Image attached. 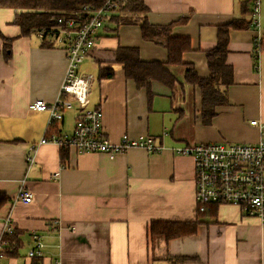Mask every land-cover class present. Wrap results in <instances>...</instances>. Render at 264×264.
<instances>
[{
    "label": "crops",
    "instance_id": "0c3cea01",
    "mask_svg": "<svg viewBox=\"0 0 264 264\" xmlns=\"http://www.w3.org/2000/svg\"><path fill=\"white\" fill-rule=\"evenodd\" d=\"M135 1L146 9L143 17L151 26L188 16L185 25L172 27L170 36L188 38L191 50L182 55L184 65L167 66L176 79L172 88L157 81H150L148 91L137 88L125 77L123 65L114 62L116 50L136 49L141 62L162 63L166 50L144 41L138 25L114 20L133 14L119 11L104 22L93 52L78 68L91 78L89 108L102 111L103 132L111 143L145 135L162 147L151 154L131 149L113 159L39 145L46 134H69L79 113L72 101L63 119L53 124L56 132L49 133L47 114L28 110L31 102L56 99L65 52L22 35L13 24L18 11L0 9V194L7 199L0 208V233L6 216L14 226L0 264H264V223L228 205L197 214L194 162L175 153L195 144L258 140L250 122H264V52L254 57L253 42L264 37V0L257 28L250 24L249 0ZM233 21L248 27L228 31L225 74L216 85L226 103L214 107V116L204 123L201 91L185 81L184 72L192 67L198 78L208 77L205 52L215 47L218 28ZM3 39L12 41L7 59ZM107 73L111 76H102ZM30 155L34 164L27 168ZM21 189L30 193L29 203L16 199ZM152 222L196 223V228L165 241L148 236ZM33 232L44 246L42 257L28 262Z\"/></svg>",
    "mask_w": 264,
    "mask_h": 264
},
{
    "label": "built area",
    "instance_id": "2783aa9c",
    "mask_svg": "<svg viewBox=\"0 0 264 264\" xmlns=\"http://www.w3.org/2000/svg\"><path fill=\"white\" fill-rule=\"evenodd\" d=\"M126 1L101 0L99 6L83 5L75 11L60 15L55 26L30 31L37 39L64 50L66 68L56 99L50 104L42 100L31 102L28 110L46 113L48 129L63 119L64 111L72 108V101L79 110L69 134H46L39 145L54 144L60 149H72L77 154H106L110 159L131 149H142L150 154L162 150L153 138L145 135L134 139L123 136L118 143H111L103 132L102 111L89 108L91 78L78 73L79 66L95 48L97 32L110 16L121 11ZM249 2L250 24L257 28L260 0ZM261 52L262 38L257 37L253 42L254 57ZM250 125L258 130L259 136L255 143L195 144L175 149L176 154L189 156L194 162V202L197 214L206 213L212 206L228 205L241 208L247 217L264 223V122L251 121ZM33 164L34 157L30 155L26 158V166L29 168ZM58 176L56 172L52 179L56 180ZM16 199L29 203L31 195L21 189ZM13 234L14 226L8 215L4 218L0 233V262L9 251V239ZM30 240L33 248L25 254L28 262L40 259L44 246L42 237L37 233H31Z\"/></svg>",
    "mask_w": 264,
    "mask_h": 264
},
{
    "label": "trees",
    "instance_id": "16d2710c",
    "mask_svg": "<svg viewBox=\"0 0 264 264\" xmlns=\"http://www.w3.org/2000/svg\"><path fill=\"white\" fill-rule=\"evenodd\" d=\"M101 0H0V9L18 11L14 14L13 24L18 26L22 35H30L31 30L39 27L55 26L56 19L62 14L79 9L83 5L99 6ZM135 16H124L114 19L122 24H136L140 27L144 41L158 45L166 50V62H141L136 49L119 48L114 53V62L123 65L125 77L135 82L137 88H145L148 91L150 81H157L168 88H172L176 79L167 70V66H182V55L191 50L188 38L172 37L170 31L176 25H185L189 17L185 16L167 26H151L143 17L146 9L137 1L127 0L121 9ZM139 15V16H137ZM248 24L233 21L218 28L216 45L212 50L205 52L208 66V77L200 79L192 67H187L184 72L185 81L201 91V114L204 123H208L214 116V107L226 103L224 92L216 90L217 83L225 74V58L228 45V31L230 29H244ZM3 56L9 58L11 40L3 39ZM41 47H53L46 41L41 42ZM262 50L264 52V37L262 38ZM255 60V59H254ZM102 76L110 77L107 73ZM227 85V84H226ZM49 133H55V125L49 127ZM65 151V149H60ZM7 202L3 194H0V208ZM196 223H163L152 222L148 225L149 237L159 236L165 241L180 238L194 233Z\"/></svg>",
    "mask_w": 264,
    "mask_h": 264
}]
</instances>
